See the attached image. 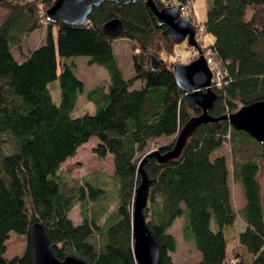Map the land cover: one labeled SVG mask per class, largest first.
Wrapping results in <instances>:
<instances>
[{
    "label": "trees",
    "instance_id": "16d2710c",
    "mask_svg": "<svg viewBox=\"0 0 264 264\" xmlns=\"http://www.w3.org/2000/svg\"><path fill=\"white\" fill-rule=\"evenodd\" d=\"M54 1L0 0L9 9L0 25V264H33L29 230L36 223L44 228L59 261L73 256L86 264H136L131 224L141 164L150 181L149 206L143 214L159 247L158 264H173L169 254L175 252L176 242L167 231L177 218L184 219V243H193L201 255L197 264H264V209L257 179L264 144L221 121L199 126L175 160L161 164L148 157L154 151L144 153L149 141L173 138L156 149L168 152L182 127L200 113L186 108L172 73L175 63L159 57L162 52L168 58L175 55L173 41L161 37L165 27L157 24L143 0L121 7L104 2L82 26L50 23L43 14L44 44L18 64L12 48L43 27L38 3L46 9ZM153 1L162 9L160 0ZM253 7L264 8V0H211L207 8L205 32L227 72L222 88L213 89V118L235 113L236 104L243 107L264 99V27L260 31L253 20H246ZM114 18L123 25L119 39L131 42L134 50L128 80L112 51L115 39L102 32L103 24ZM52 27L58 30L56 39ZM151 53L162 64L159 70L150 67V56L155 55ZM79 57L104 69L110 82L106 92L97 87L87 94L95 112L75 118L72 112L84 86L73 74L74 64L66 60ZM53 81L59 83V104L47 88ZM137 81L144 86L131 90ZM93 137L98 141L96 157H113L117 181L107 204L101 187L82 184L60 170ZM225 143L232 152V181L241 185L245 199L238 214L246 225L238 236L246 251L243 258L237 251L227 254L223 230L234 225L237 215L226 161L211 159ZM112 200L115 209L104 221L103 234L96 221ZM91 203H99V214L84 211ZM77 204L83 211L81 224L75 226L69 213ZM10 233L25 236L27 245L22 256L7 259Z\"/></svg>",
    "mask_w": 264,
    "mask_h": 264
},
{
    "label": "water",
    "instance_id": "95a60500",
    "mask_svg": "<svg viewBox=\"0 0 264 264\" xmlns=\"http://www.w3.org/2000/svg\"><path fill=\"white\" fill-rule=\"evenodd\" d=\"M140 0H55L45 11L46 20L50 23H64L70 26H82L88 22L94 8L104 2H113L121 7ZM156 18L159 26L165 27L162 38H168L174 45L186 42L188 47H197L195 29L184 18L179 17L176 8L158 9L153 0H143ZM102 32L111 39L119 38L123 25L119 19H111L103 24ZM162 64L155 55L150 56V67L159 70ZM177 87L184 92L185 106L189 110H199L198 116L192 117L179 131L174 146L166 153L154 150L148 157H155L158 163H166L177 159L188 139L202 124L227 121L238 132H244L256 142L264 144V99L239 108L235 113L213 118L209 111L217 100L216 93L210 88L211 73L202 56L193 62L173 66ZM141 181L137 187L132 208V249L136 264H158L159 247L152 238L143 214L148 202L150 181L140 165ZM29 240L32 250L33 264H86L73 256H67L62 261L55 258L52 244L40 224H34L29 230Z\"/></svg>",
    "mask_w": 264,
    "mask_h": 264
},
{
    "label": "rangeland",
    "instance_id": "374dc122",
    "mask_svg": "<svg viewBox=\"0 0 264 264\" xmlns=\"http://www.w3.org/2000/svg\"><path fill=\"white\" fill-rule=\"evenodd\" d=\"M36 1V0H35ZM211 0H195L194 1V11L199 20L205 23L206 21V11L210 4ZM38 8L42 11L41 17L45 15V11L48 9L44 7L43 4L38 3ZM9 14V9L4 5L0 3V25L4 21V19ZM44 14V15H43ZM46 17V15H45ZM43 18V17H42ZM44 19V18H43ZM246 20H253L255 27L258 28L260 31L264 27V8L263 7H253L250 8L246 13ZM46 22L44 19V25L41 29L34 31L31 33L27 38L25 43L21 44L19 47H14L11 50L12 56L15 58H23L25 55H27L32 50L36 49L39 46H42L46 39ZM57 29L56 27H52V33L54 36V39H56L57 36ZM210 42H213V38L211 36L204 35L200 40L199 43L201 46H208ZM112 51L113 54L116 57L118 66L120 67L123 77L125 80L130 79L133 76V66H132V58L134 56V53L132 50V43L129 42L126 39H115L112 42ZM174 53L180 54L182 57V64H186V60L189 58V47L186 42H183L179 45L174 46ZM155 54V53H151ZM155 56L158 58V56L155 54ZM159 57L165 61H172L173 57H167L165 53H160ZM84 60V61H83ZM68 63L71 61L76 64V69L73 70V74L77 76V78L83 80L86 83L87 87L94 86V85H101L105 87L107 84L104 78H100L96 81L97 77L94 73L95 69L91 71L89 66H87V60L84 57L81 58H75V59H67ZM82 62V64H81ZM99 70V69H98ZM138 82L134 83L131 88H137L139 87ZM47 88L50 92L51 98L55 104H59L61 92L59 88L58 81H53L47 85ZM82 99L79 100V106H81ZM236 107L239 109L241 108L239 104H236ZM85 112H82L79 110H75L73 117H80L84 115ZM96 138H92L88 144L84 147V151L79 154V157L74 162H71L69 165L63 164L60 167V170L64 176L70 178L71 176H75L76 180H79L84 184L85 181L92 182L94 185L101 187L105 191L104 200L105 204L108 203V199H110L113 196V189L116 187L115 181L116 178H114V175L112 173V166L113 162L110 161V159L107 157L100 161L96 155L93 153L95 144H98V141H96ZM173 140V138H166L162 137L160 140H152L148 142L146 149L144 150V153L151 152L153 150H156L158 148H161L163 146H166L168 143H170ZM214 156L216 158L222 157L225 159L227 168L229 173L231 174L232 171V152L231 147L228 143L223 144V146L214 153ZM111 157V156H110ZM229 182L231 186V193H232V206L234 210H239L245 203L244 200V194L243 190L240 188V186L232 181V177L229 176ZM72 178V177H71ZM258 184L260 188V193L262 197V205L264 209V162L259 163V172L257 175ZM112 200L110 202L109 208L106 210L103 216L97 219L96 224L101 227V232L103 234L106 232V226L107 224L104 223V221L108 218V216L112 213L111 210L115 208V202ZM147 206H149V202H147ZM99 211H98V210ZM86 210V211H85ZM90 211L96 212L99 214L101 211V208L99 207V203H91L87 204L84 208L85 212L89 213ZM83 211V207L80 206V204L76 205L75 209H72L71 211V218L80 220L81 221V212ZM183 219V218H182ZM182 219L179 223H176L175 229H173L172 234L176 235L178 239V253L175 255L174 253L171 254V260L172 262H176L175 264H182L184 262H193L195 261V258L192 257L190 254L187 257L188 250L190 248L189 245L183 243L182 235H181V229L180 226L182 224ZM109 223V222H108ZM212 231L216 232L217 226L214 221H212L211 224ZM96 241V240H95ZM27 245V240L25 236H18L14 233H10L8 240L5 243L6 246V253L5 258L11 259L13 257H20L23 255L24 250Z\"/></svg>",
    "mask_w": 264,
    "mask_h": 264
},
{
    "label": "crops",
    "instance_id": "0c3cea01",
    "mask_svg": "<svg viewBox=\"0 0 264 264\" xmlns=\"http://www.w3.org/2000/svg\"><path fill=\"white\" fill-rule=\"evenodd\" d=\"M117 39V38H116ZM39 47H41V46H39ZM39 47H37V48H39ZM36 48V49H37ZM35 50V49H34ZM33 51V50H32ZM27 55H25V57H26ZM115 56V55H114ZM13 58H14V60L18 63V64H21L22 62H23V58H15L14 56H13ZM79 58H81V57H79ZM115 59H116V57H115ZM86 60H87V66H89V64H88V62H89V59L88 58H86ZM84 61V60H83ZM117 61V60H116ZM73 64H74V66H76V64L73 62ZM81 64H82V62H81ZM118 64V63H117ZM185 65H187V64H185ZM119 67V66H118ZM89 68L91 69V71L93 70V69H95V70H93V71H95L94 73L96 74V77H97V79H96V81L97 80H99L100 78H104L105 79V81H106V85H105V87H103V86H101V85H94V86H90V87H87L86 86V83L83 81V80H81V79H79V78H77V76L76 75H74L78 80H80L82 83H83V86H84V91H83V93L82 94H80L79 96H78V98H77V102H76V104H75V107H74V109H73V112H72V116H74V112H75V110H79V112L80 111H82V112H85L84 114H93L94 112H95V106H94V104L93 103H91V102H89V101H87V94L89 93V92H91L93 89H95V88H97V87H102V88H104L105 89V92H106V88H107V86L109 85V82H110V80H109V76H108V74H107V72L104 70V69H102L101 67H98V66H96V65H92V66H89ZM74 69H76V67H74ZM73 69V70H74ZM99 69V70H98ZM119 69H120V67H119ZM121 70V69H120ZM122 72V71H121ZM138 83H140L139 84V87H137V88H131V90H138V89H140L141 87H143L144 86V84L143 83H141V82H139V81H137ZM80 99H82V103H81V106H79V100ZM92 139V138H91ZM90 139V140H91ZM156 140H160V139H156ZM97 141V140H96ZM150 142V141H149ZM88 143H86V144H83L81 147H79L78 149H77V151H76V154L73 156V157H71V158H68L63 164H65V165H69L71 162H74L75 160H77L78 159V157H79V154L81 153V152H83L84 151V147L87 145ZM96 145L97 144H95V146L93 147V148H95L96 147ZM215 153V152H214ZM214 153H213V155L211 156V159L212 160H214V159H216V156H214ZM110 154H108L106 157H107V159L109 158L110 159V161H112L113 162V157L111 156ZM105 157V158H106ZM220 158V157H219ZM100 161H102V160H100ZM62 164V165H63ZM61 165V166H62ZM112 173H113V175H114V166H112ZM230 174V173H229ZM229 176H231V174L229 175ZM72 178H74V179H76L75 178V176L73 177V176H71ZM229 179H230V177L228 178V187H229V189H230V192H231V186H230V182H229ZM239 186H240V188L242 189V187H241V185L240 184H238ZM243 190V189H242ZM262 198V197H261ZM245 200V199H244ZM231 204H232V193H231ZM244 205H245V203H244ZM244 205L239 209V210H234V208H233V206H232V208H233V211L235 212V214L237 215V219H236V221H235V223H234V225L233 226H231V227H228V228H225L224 230H223V235H224V238H225V240H226V243H227V254L228 255H231V253L233 252V251H237L238 253H240V256H241V258H243V256H244V254H246V251H245V249L242 247V246H240L239 245V243H238V236H239V234L241 233V232H243L244 231V229H245V227H246V225L244 224V222L242 221V220H240L239 219V217H238V214H239V212L241 211V209L244 207ZM76 208V206L73 208V209H75ZM115 208H113V210H114ZM113 210H111V211H113ZM69 218L72 220V222H73V224L75 225V226H78V225H80L81 224V221L78 219V220H74V219H72L71 218V212L69 213ZM181 219L182 218H177L174 222H173V224L171 225V227L168 229V231H167V233L168 234H170L171 236H173V238L175 239V242H176V250H175V252H174V254L175 255H177V253H178V239H177V237H176V235H173L172 234V232H173V229H175V227H176V225H178V224H176V223H179L180 221H181ZM179 221V222H178ZM182 224L180 225L182 228H183V225H184V219H182ZM181 235H182V229H181ZM183 243H184V241H183ZM184 244H187V245H189L190 246V248H189V250H188V254H187V257L186 258H188V256L190 255V254H192L191 256L192 257H194L195 258V261H193V262H184V263H182V264H197V263H199L200 261H201V255H200V253L196 250V248H195V245L193 244V243H184ZM173 254V253H172ZM170 255V257H171V254H169ZM243 255V256H242ZM173 264H175L176 262H172Z\"/></svg>",
    "mask_w": 264,
    "mask_h": 264
},
{
    "label": "built area",
    "instance_id": "2783aa9c",
    "mask_svg": "<svg viewBox=\"0 0 264 264\" xmlns=\"http://www.w3.org/2000/svg\"><path fill=\"white\" fill-rule=\"evenodd\" d=\"M195 0H160L162 8H176L179 17L187 20L195 29V41L196 47H189V58L186 60V64H189L202 56L205 60L206 66L211 73L210 88L221 89L225 82L226 70L223 63L219 60L213 48L210 46H201L199 40L206 35V28L201 20H199L194 11ZM175 64H182V57L180 54H175L172 59Z\"/></svg>",
    "mask_w": 264,
    "mask_h": 264
},
{
    "label": "flooded vegetation",
    "instance_id": "af4514ba",
    "mask_svg": "<svg viewBox=\"0 0 264 264\" xmlns=\"http://www.w3.org/2000/svg\"><path fill=\"white\" fill-rule=\"evenodd\" d=\"M175 65H178V64H175ZM175 65H174V66H175Z\"/></svg>",
    "mask_w": 264,
    "mask_h": 264
},
{
    "label": "bare ground",
    "instance_id": "6f19581e",
    "mask_svg": "<svg viewBox=\"0 0 264 264\" xmlns=\"http://www.w3.org/2000/svg\"><path fill=\"white\" fill-rule=\"evenodd\" d=\"M163 9V8H162Z\"/></svg>",
    "mask_w": 264,
    "mask_h": 264
}]
</instances>
